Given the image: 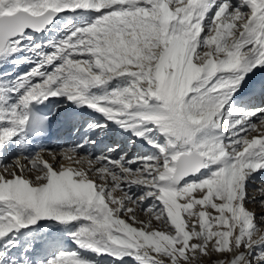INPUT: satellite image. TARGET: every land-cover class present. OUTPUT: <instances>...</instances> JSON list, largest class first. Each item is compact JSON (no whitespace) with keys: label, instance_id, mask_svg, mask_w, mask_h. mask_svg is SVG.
Wrapping results in <instances>:
<instances>
[{"label":"snow or ice","instance_id":"1","mask_svg":"<svg viewBox=\"0 0 264 264\" xmlns=\"http://www.w3.org/2000/svg\"><path fill=\"white\" fill-rule=\"evenodd\" d=\"M0 264H264V0H0Z\"/></svg>","mask_w":264,"mask_h":264},{"label":"rangeland","instance_id":"2","mask_svg":"<svg viewBox=\"0 0 264 264\" xmlns=\"http://www.w3.org/2000/svg\"><path fill=\"white\" fill-rule=\"evenodd\" d=\"M254 135H255V133H254ZM45 158H46V156H45ZM248 208L250 211H256L259 214V206L258 205L249 204ZM141 218L146 219V217H143V216ZM153 224L155 225V222H153Z\"/></svg>","mask_w":264,"mask_h":264},{"label":"bare ground","instance_id":"3","mask_svg":"<svg viewBox=\"0 0 264 264\" xmlns=\"http://www.w3.org/2000/svg\"><path fill=\"white\" fill-rule=\"evenodd\" d=\"M26 67H27V66H23V67H21V68L19 69V71H21V72H22V71H25V70H26ZM46 158H47V157H46Z\"/></svg>","mask_w":264,"mask_h":264}]
</instances>
